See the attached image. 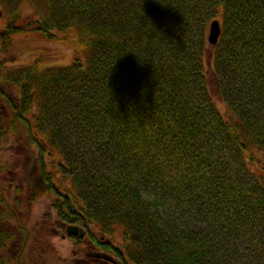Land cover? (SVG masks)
Listing matches in <instances>:
<instances>
[{"label":"trees","instance_id":"trees-1","mask_svg":"<svg viewBox=\"0 0 264 264\" xmlns=\"http://www.w3.org/2000/svg\"><path fill=\"white\" fill-rule=\"evenodd\" d=\"M0 12V264H23L31 241L13 189L51 198L50 225L120 231L118 248L89 239L126 264H264V0H0ZM71 31V64L9 65L15 36ZM13 145L20 188L2 158Z\"/></svg>","mask_w":264,"mask_h":264},{"label":"rangeland","instance_id":"rangeland-1","mask_svg":"<svg viewBox=\"0 0 264 264\" xmlns=\"http://www.w3.org/2000/svg\"><path fill=\"white\" fill-rule=\"evenodd\" d=\"M30 10L26 9L25 14H29ZM5 26V20L0 12V30ZM210 30V28H209ZM1 47V46H0ZM80 45L77 35L74 31L67 34L59 35L58 41H47L39 34L17 35L12 42L10 58L15 60V63H10L12 67L19 65H32L36 61H40V66H67L72 63L74 58L81 54ZM82 56V54L80 55ZM217 105L222 113H225L227 108L221 102L219 97L215 98ZM23 151L17 146H6L2 153L4 161L8 160L12 171L11 178L13 186L20 188L24 184L25 173L22 166H19ZM27 192L12 190L7 196L9 203L14 206L18 213L24 212L27 214L25 220L31 230V241L27 249V253L23 258V264H38V252H45V264H96L92 258L93 254L104 253L114 257L121 264H126L121 258L116 257L108 252L100 250L96 243H92L89 239L91 234L96 240L104 243H109L116 248L121 246L123 239L120 231L116 233L114 239L101 235V233L93 229L87 230L90 235L77 242L73 236H67L63 239L61 236L66 235L65 230L60 225H50L47 223L49 216L52 213V201L47 196L30 202L27 199ZM54 214V213H53ZM55 219V215L51 216ZM58 232V235H55Z\"/></svg>","mask_w":264,"mask_h":264},{"label":"water","instance_id":"water-1","mask_svg":"<svg viewBox=\"0 0 264 264\" xmlns=\"http://www.w3.org/2000/svg\"><path fill=\"white\" fill-rule=\"evenodd\" d=\"M221 24L218 20L213 21L210 25L209 30V37H208V43L210 46L215 47L219 39L221 37ZM67 236H78L79 239H84L86 236V232L83 228L78 226H68L66 228V235H64L62 238L65 239ZM102 258L106 261V264H117V260L114 259V257L109 255H103Z\"/></svg>","mask_w":264,"mask_h":264},{"label":"flooded vegetation","instance_id":"flooded-vegetation-1","mask_svg":"<svg viewBox=\"0 0 264 264\" xmlns=\"http://www.w3.org/2000/svg\"><path fill=\"white\" fill-rule=\"evenodd\" d=\"M67 227H68V226H62V228L65 230V233H66V228H67ZM84 230H85V232H86V236L89 237L90 233H89L86 229H84ZM55 235H58V232H55ZM63 236H64V235H62L61 237H63ZM73 237L75 238V240H76L77 242H79L78 240H80V239H79L78 236H73ZM103 255H106V254H104V253L93 254V255L90 256V258H92V260H93L96 264H106V261L102 258ZM117 262H118L117 264H121L120 261H117Z\"/></svg>","mask_w":264,"mask_h":264}]
</instances>
